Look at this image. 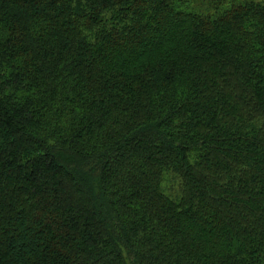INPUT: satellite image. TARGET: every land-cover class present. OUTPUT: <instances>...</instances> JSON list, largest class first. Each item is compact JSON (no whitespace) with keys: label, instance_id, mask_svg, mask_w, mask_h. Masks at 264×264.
<instances>
[{"label":"trees","instance_id":"obj_1","mask_svg":"<svg viewBox=\"0 0 264 264\" xmlns=\"http://www.w3.org/2000/svg\"><path fill=\"white\" fill-rule=\"evenodd\" d=\"M0 264H264V0H0Z\"/></svg>","mask_w":264,"mask_h":264},{"label":"rangeland","instance_id":"obj_2","mask_svg":"<svg viewBox=\"0 0 264 264\" xmlns=\"http://www.w3.org/2000/svg\"><path fill=\"white\" fill-rule=\"evenodd\" d=\"M164 184H165V187H168L169 185H171V182H170L169 180H167V182L164 183ZM164 184H163V186H164ZM165 187H164V188H165ZM171 191H173V193L176 192V191H175V188H172Z\"/></svg>","mask_w":264,"mask_h":264}]
</instances>
